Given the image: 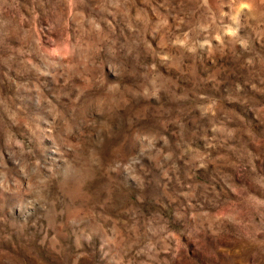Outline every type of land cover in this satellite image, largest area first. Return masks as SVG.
Returning a JSON list of instances; mask_svg holds the SVG:
<instances>
[{
    "label": "rangeland",
    "instance_id": "374dc122",
    "mask_svg": "<svg viewBox=\"0 0 264 264\" xmlns=\"http://www.w3.org/2000/svg\"><path fill=\"white\" fill-rule=\"evenodd\" d=\"M0 264H264V0H0Z\"/></svg>",
    "mask_w": 264,
    "mask_h": 264
}]
</instances>
